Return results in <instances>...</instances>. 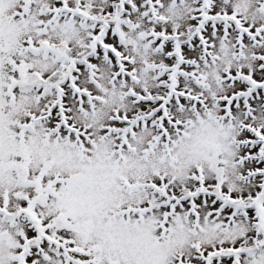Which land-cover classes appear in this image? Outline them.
<instances>
[{
	"label": "snow or ice",
	"instance_id": "6c2138e0",
	"mask_svg": "<svg viewBox=\"0 0 264 264\" xmlns=\"http://www.w3.org/2000/svg\"><path fill=\"white\" fill-rule=\"evenodd\" d=\"M0 264H264V0H0Z\"/></svg>",
	"mask_w": 264,
	"mask_h": 264
}]
</instances>
